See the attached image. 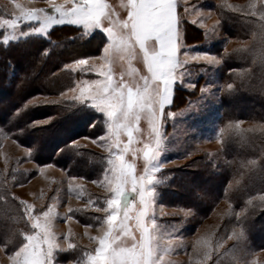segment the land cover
Wrapping results in <instances>:
<instances>
[{"label": "rangeland", "instance_id": "1", "mask_svg": "<svg viewBox=\"0 0 264 264\" xmlns=\"http://www.w3.org/2000/svg\"><path fill=\"white\" fill-rule=\"evenodd\" d=\"M104 2L109 6L108 11L111 13L112 20L128 19L129 8L126 7L128 0H104ZM221 2L230 7H236L242 3H250V0H176L178 26L181 21H186L201 32L193 34L189 37L192 38L191 42L185 44L183 42V25L179 28L178 67L176 69L179 78L173 83L170 103L166 104L163 110L158 113L161 143L159 155L153 161L152 167L159 170L155 173L156 179L151 185L155 190L153 204L155 215L150 219L156 221L158 241L168 248L164 256L165 264H207L209 260L205 261L202 257L204 245L198 243V241L204 240H208L211 249L226 256L229 261H235L238 258L237 264H264V249L252 252L245 247L243 236L233 235V231L239 229L228 222L232 216L241 212L235 213L229 203L220 202L215 205L212 212L197 227L195 225L196 216L191 210L166 205L163 196L164 190L171 187L168 184L169 180L178 182L182 175L185 177V183H189L187 175L201 168L202 161H208L211 169L215 170L217 162L224 159L222 157V142L231 130L254 129L258 133L264 131V124L249 121L230 120L223 126L220 123L225 115L221 108V99L227 86L223 83L227 82H223L221 77L223 59L220 58V54L213 52L214 47L216 46V49L222 47L219 52L223 55L233 49H241V46L253 45L251 38L250 41L246 40L243 43L223 33L220 17L215 8ZM52 4L68 6V0H0V19H12L32 9L51 11ZM254 18L258 22V17ZM41 22L40 20H22L18 23L19 29L14 35L11 29L0 28V54L5 52L4 49L8 45L15 44L20 40L26 41V39L43 38L46 44L52 46L53 42L59 40L53 39V42L48 43L46 41L48 40L47 32L54 27L68 24L52 25L46 29L45 33L32 32L31 29L39 27ZM79 26L81 32L72 36L85 38L90 34H95L97 36L95 45H100L98 52L65 63L57 72V75L60 76L56 81L59 86L51 90L34 92L28 100L17 107L8 106V102L12 91L22 84V79L13 64L11 66L0 58V206L2 209L5 206L14 205L22 217L21 221L14 223L13 226L12 223L7 222L6 225H9V228L12 227V230H6L9 234L4 232L0 234L4 241L3 244L0 243V264H16V261H22V257L15 256V253L19 251L23 242H27L24 240L27 234L40 232V229H35L33 224L36 219H39L42 224L44 223L45 218L41 213L47 211L49 206L52 208L51 215L54 217L50 224V231L56 234L58 242L63 243L65 247H58L54 250L53 264H88L86 254L95 255L96 248L100 246L99 239L103 238L104 232L107 231V224L103 220L105 213L96 211L95 205L87 208H84V205L87 204L90 197L93 201L99 198V206L106 208L104 198H111L110 188L102 186L99 181L104 179V174L109 168L110 154L118 151L117 148L108 146L115 145L116 140L109 132L108 118L105 114L92 105L91 101H80L73 97L79 96L82 87L89 86L85 82L104 80V76L101 75L102 71L107 70L102 67L104 65L111 69L114 80H120L121 73H123V79L131 84H143L140 77L148 76V74L139 49H136V57L130 61L128 58L120 59L118 56H113L111 61L103 59L104 48L109 43L107 33L103 31L104 28L111 26L108 19L102 20L101 28L86 29L83 25ZM5 36H7V43L4 42ZM257 37L260 39V36ZM200 39L202 40L198 42L197 40ZM56 45L55 43L53 46ZM44 50L43 55L49 54L47 53L49 49L44 48ZM254 50L253 48L248 49L250 55H255ZM261 52L264 54V51ZM185 54L188 56L185 57ZM199 54H208L218 62H210L208 59H191L192 56ZM263 56L259 54V57ZM254 58H257V55ZM260 59L257 58L256 62L259 63ZM79 60H84L85 63L78 65L77 61ZM132 69L135 71L133 72ZM234 71L238 74L240 70ZM130 72L131 74H129ZM31 76L33 77V75ZM175 86L186 91L187 96L181 101L182 103L178 104V108L168 110L167 107L171 104ZM69 89L75 91H69ZM30 101L32 103H29ZM78 102L85 103L92 108L99 118H93L95 119L93 120L90 116V121H92L86 130L79 131L77 136L63 147L70 145L76 155L84 156L86 165L82 167L85 170L74 168V171L70 172L67 165L63 167L54 163H37L33 159V154L34 150L38 148V144L30 142L32 139L29 138L25 139L28 143L26 144L15 136L17 132L20 138L23 137V130H21L23 126L17 124V121H13L14 116L21 115L26 106L50 103V106L60 109L61 112L62 107L67 109V106L64 107L63 104L69 106L71 103ZM3 106L12 108V110L15 108L11 113L12 117L6 119L7 121L5 120L7 113L2 112ZM59 111L53 109L52 112L42 114L43 116L31 123L41 127L45 125L43 127L46 129L43 128L42 131L50 130L60 114ZM168 113H172V115H168ZM49 118L52 119L46 124L36 123ZM136 129L133 132V141L129 151L124 153V159L134 165V174L139 176L143 173L145 165L141 149L145 144L155 145L156 138L151 120L144 113L141 114ZM221 129L224 131L221 132ZM118 139L120 147H123L128 143L127 133L121 131ZM93 140L97 142L93 143ZM132 149L137 151L133 152ZM54 154L58 156L59 149ZM74 164H79V160ZM161 165L165 166L161 167ZM93 181H97V183H93ZM69 185L72 186L71 189ZM261 197H264V193L259 195V205L262 203ZM125 198H135V194L127 193ZM22 201L25 203H21ZM27 205L32 206L31 216L33 219L31 220L26 213ZM69 207L76 210L70 213ZM134 215L135 209L130 212V216ZM119 218L118 210L117 220ZM188 224L193 229L187 232ZM128 225L138 241L140 232L135 226V220H129ZM220 227H222L218 230L220 232L214 233ZM260 234L264 235V232ZM230 236L232 239H228ZM235 241H237V245L234 244ZM68 243H72L76 247L67 248ZM118 243L124 247H130L134 241L128 236H121ZM218 244H222L223 247L218 248ZM157 247L162 253L163 247L160 243L157 244Z\"/></svg>", "mask_w": 264, "mask_h": 264}, {"label": "trees", "instance_id": "2", "mask_svg": "<svg viewBox=\"0 0 264 264\" xmlns=\"http://www.w3.org/2000/svg\"><path fill=\"white\" fill-rule=\"evenodd\" d=\"M247 4L242 3L239 6L230 7L221 2L215 6L224 34L243 43L246 40L250 41L251 38L253 43V45L248 46L247 44L241 46V49H233L223 55L219 52L222 47L218 49L214 47L213 52L220 54V58L223 59L221 77L223 82L227 83L221 82L225 86L233 85L231 89L225 87L222 93L221 108L225 114L220 121L222 126L230 120L264 124V56L259 57V54L264 55L261 52L264 51V44L260 43L258 34L254 38V33L258 30L256 18L246 16L241 10ZM181 23L179 28L183 25V42L189 44L192 39L189 37L201 31L186 21H181ZM80 32V26L68 23L54 27L47 32L49 41H46L48 43L53 42V39L59 40L53 42L52 46L46 44L43 38H34L26 39V41L20 40L5 47V52L0 54V58L11 66L13 64L22 79V84L12 91L8 106L17 107L28 100L34 92L56 88L59 86L56 82L57 78L60 77L57 72L65 63L98 52L100 45H95L97 36L95 34H90L85 38L72 36ZM55 43L57 45L53 46ZM262 46L263 49L260 50ZM44 48L49 49L47 52L49 54L43 55ZM252 48L259 54L250 55L248 49ZM256 55L258 59L261 58L259 63L256 62L257 58H254ZM234 70H240L241 74L239 75L240 71L237 74ZM186 96V91L175 86L168 110L178 108V104L182 103L181 101ZM50 105V103H45L24 107V112L13 118V121L23 126L21 129L23 137L20 138L17 132L15 136L26 144H28L26 138L38 144L33 154V159L37 163H54L63 167L67 165L70 172L74 171V168L85 170L83 168L86 165L84 156L76 155L70 145L63 146L73 140L79 131L86 130L92 121H90V116L91 119H97L98 114L85 103L80 102L71 103L69 106L63 104L64 107L67 106V109L62 107L61 112L60 109ZM3 108L2 112L7 113L5 120L12 117L11 113L15 108L13 110L7 106ZM53 109L59 111L60 114L50 130L42 131L45 125L42 127L32 125L31 122L38 120L44 113L52 112ZM10 132H12L11 129ZM222 146L224 159L217 162L215 170L211 169L208 161H202L201 168L191 172L192 175L191 173L187 175L188 185L182 175L178 182L169 180L168 184L171 187L164 190V200L166 205L191 210L196 216L195 225L197 227L220 202L229 203L235 213L246 209L243 217L237 219V214L232 216L228 223L243 230L245 247L252 252L259 251L264 249V235L260 234L264 232V208L258 207L259 195L264 193V131L258 133L254 129L231 130L223 140ZM58 149L60 154L56 156L54 152ZM77 160L79 164H74ZM249 200H252L251 205H248ZM20 214L14 205L5 206L2 209L0 206V234L2 232L9 234L6 230H12V227L9 228L6 224L12 223L13 226L14 223L20 222L22 218ZM188 226L187 232L193 229L189 224ZM221 228L214 233H219L218 230ZM3 242L0 237V243L3 244ZM234 244L237 245V241ZM236 260L238 258L235 261H229L226 256L214 251L207 264H237Z\"/></svg>", "mask_w": 264, "mask_h": 264}, {"label": "snow or ice", "instance_id": "3", "mask_svg": "<svg viewBox=\"0 0 264 264\" xmlns=\"http://www.w3.org/2000/svg\"><path fill=\"white\" fill-rule=\"evenodd\" d=\"M126 7L129 8L128 19L114 21L108 11L109 6L104 0H68V6L52 4L51 11L32 9L12 19H0V28L11 29L14 35L19 29L20 21L40 20L42 21L40 26L33 27L32 32L45 33L50 26L63 23L83 25L86 29H94L101 28L102 20L108 19L111 26L104 28L103 31L107 33L109 43L104 48L103 59L111 61L113 56H118L120 59L128 58L130 61L136 57L137 47L143 54V60L147 53V66L151 71H148L150 76L140 77L143 84L126 82L123 79V73H121L120 80H114L111 69L104 65L102 67L107 69L101 72L104 80L85 82L89 86L82 87L79 96L73 97L80 101H91L92 105L105 114L108 118L109 132L116 140L115 145L108 146L118 149L117 152L110 154L109 168L104 174V179L99 181L102 186L109 187L112 193L111 198H104L106 208L99 206V198L93 201L90 197L87 204L84 205V208L95 205L96 211L104 212L103 220L107 224V231L104 232L103 238L99 239L100 246L96 248L95 255L91 253L86 255L88 264H165L164 256L168 248L163 247L162 253L161 250H158L153 238L152 226L148 221L155 215L153 209L155 190L151 185L156 179L155 173L159 170L152 167L153 161L159 155L161 143L158 113L163 110L166 104L170 103L173 83L179 78L176 72L179 47L175 14L176 0H134V3H129L128 0ZM241 10L246 16L258 17V30L254 33V38L258 34L260 43L264 44V0H250V3L243 6ZM4 42L7 43V36L4 37ZM225 51L227 52V49ZM187 56L185 54V57ZM191 59H208L210 62H218L208 54L195 55ZM84 63V60L77 61L78 65ZM132 71L134 72L135 69ZM232 87V84L227 85L229 89ZM69 91L75 90L69 89ZM142 113L151 120L156 143L155 145L145 144L141 149L145 165L143 173L137 176L134 174V165L125 161L124 153L129 151L133 141V132L137 130L136 125ZM168 115H172V113H168ZM51 119L36 123L46 124ZM121 131H125L128 136V143L123 147H120L118 139ZM223 131L224 129H221V132ZM96 142L93 140V143ZM132 151L137 150L132 149ZM164 166L161 165V167ZM93 183H97V181H93ZM71 187L69 185L70 189ZM127 193H134L135 198L126 199ZM260 199L264 201V197ZM31 208V205L26 206V213L30 220L33 219ZM133 209H135V215L130 216ZM73 210L76 209L71 207L68 209L70 213ZM118 210L120 212L119 220H117ZM244 211L246 209L242 210L238 216L243 217ZM51 213L52 208L49 206L47 211L41 213L45 218L44 223L42 224L39 219L35 220L33 227L40 229V232L29 233L24 237L27 242H23L19 251L15 253V256L22 257V261H16V264H53L54 250L58 247L65 248L63 243L58 242L56 234L50 231V224L54 219ZM68 218L71 219V217ZM137 218L148 226L147 241L138 240L135 249H131V246L124 247L118 241L121 240V236H125V221L129 227L128 221L134 219L136 226ZM233 235L243 236V230H234ZM228 239H232V237L230 236ZM198 243L204 245L203 259L210 260L214 250L211 249L209 241H198ZM142 245L144 246L142 247ZM219 246L218 244L217 247ZM74 247L76 245L72 243L67 245V248ZM136 253H140V255L137 256Z\"/></svg>", "mask_w": 264, "mask_h": 264}, {"label": "clouds", "instance_id": "4", "mask_svg": "<svg viewBox=\"0 0 264 264\" xmlns=\"http://www.w3.org/2000/svg\"><path fill=\"white\" fill-rule=\"evenodd\" d=\"M129 3H134V0H129ZM154 43H156V42L154 41ZM144 63L146 65V67H147V70L148 71H151L150 67L147 66V53L145 54ZM130 91H131V89H130ZM117 204H119V202H117ZM251 204H252V200H249L248 201V205H251ZM258 207H264V201H262V203L260 205H258ZM239 218L240 217L237 215V219H239ZM148 223L151 224V226H152L153 233H154V237L153 238L155 239L156 244L160 243L162 247H166V245H163L162 242L158 241V238H157V225L155 223V220L154 219H149ZM125 225H126V227H125V233H124V235L130 237L131 240L134 241V243L131 244V249H135L136 243L138 241L136 240V237L132 233L131 229L127 226V221H125ZM136 228L140 232V239L139 240L146 242L147 241L148 226L145 225V224H143V223H141V221L139 220V218H137ZM219 245H220L219 247H223L222 244H219ZM143 246L144 245H142V247ZM131 249H129V250H131ZM136 255L139 256L140 253H136Z\"/></svg>", "mask_w": 264, "mask_h": 264}, {"label": "crops", "instance_id": "5", "mask_svg": "<svg viewBox=\"0 0 264 264\" xmlns=\"http://www.w3.org/2000/svg\"><path fill=\"white\" fill-rule=\"evenodd\" d=\"M175 14H176V19H177V24H176V28H177V33H178V43H179V26H178V15H177V4H176V9H175ZM79 26V25H78ZM179 48V47H178ZM137 49H139L138 47H137ZM142 54V53H141ZM142 56H143V54H142ZM177 63H178V61H177ZM145 64V63H144ZM145 67H146V65H145ZM146 71H147V74H148V76H150V73H148V70H147V67H146ZM172 89H173V86H172Z\"/></svg>", "mask_w": 264, "mask_h": 264}]
</instances>
